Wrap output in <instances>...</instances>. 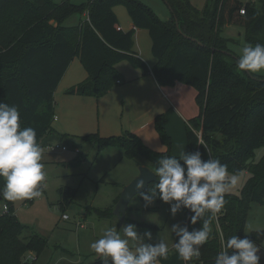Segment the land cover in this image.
<instances>
[{
	"label": "trees",
	"instance_id": "trees-1",
	"mask_svg": "<svg viewBox=\"0 0 264 264\" xmlns=\"http://www.w3.org/2000/svg\"><path fill=\"white\" fill-rule=\"evenodd\" d=\"M163 1L170 7L167 21L134 0H89L86 20L66 28L63 21L82 10L70 0L58 5L51 0H0V103L18 108L21 127L34 128L40 145L52 131L53 95L73 57L79 59L87 78L68 89L66 95H106L120 79L115 66L123 61L147 72L133 52V31L124 32L113 12L114 7L123 5L133 26L149 35L155 59L151 72L156 82L170 85L179 81L196 90L199 114L187 126L189 153L199 151L204 160L218 159L229 174L244 171L248 175L239 195L225 194L224 207L211 220L210 236L201 246L198 259L185 262L174 248L159 262L215 264L230 237H244L250 204L264 203V81L254 79L264 77L249 76L237 67L239 57L228 48L221 28L243 27L247 45L264 44V0H258L259 9L241 0H207L203 10L188 0ZM242 8L244 14L239 12ZM155 130L165 152L149 149L127 131L108 138L91 134L81 139L94 143L98 151L118 148L126 159L141 157L155 173L158 159L173 156L162 116L155 119ZM257 149L263 150L258 158ZM3 184L0 178V188ZM152 187L154 183L148 186ZM75 194V190L61 189L60 206L72 201ZM154 201L162 202L159 198ZM4 205L7 211L0 215V264H34L36 260L23 262L21 257L29 251L39 253L46 246L45 238L34 232L23 243L19 237L25 225L14 215L12 201L5 200ZM109 211L97 210V214L107 217ZM183 211L189 231L202 227V221L192 225V214ZM248 238L260 243L263 235L257 231ZM95 264L103 262L99 259Z\"/></svg>",
	"mask_w": 264,
	"mask_h": 264
},
{
	"label": "rangeland",
	"instance_id": "rangeland-1",
	"mask_svg": "<svg viewBox=\"0 0 264 264\" xmlns=\"http://www.w3.org/2000/svg\"><path fill=\"white\" fill-rule=\"evenodd\" d=\"M51 1L56 5L62 2V0ZM70 1L75 6H82V10L71 14L63 21L62 25L66 28L78 26L87 18L85 8L89 0ZM188 1L197 9H202L206 2V0ZM241 1L259 9L258 0ZM134 2L152 10L162 18L161 21H167L171 17L170 7L163 0H134ZM114 10L119 17L122 14L123 17L129 18L123 5L116 6ZM221 36L227 40L230 51L239 57L242 48L247 45L243 27L224 25L221 28ZM145 51L148 59L152 60L148 43ZM121 66L128 65L123 62ZM250 74L264 77V71ZM83 137L47 134L40 143L41 163L45 172V179L41 182V195L32 199L12 201L14 215L25 225L20 238L26 241L31 233L36 232L46 240V246L39 253L32 252L36 256L34 264H95L96 254L90 249V244L102 236L105 227H115L120 232L121 226L125 224H135L140 234L150 231L152 240L146 239V243H155L163 239L168 244V253H170L177 240L170 227L175 223L184 225V211L173 217L168 204L154 201L146 206L139 196H135L131 199L124 221L120 224L112 213L114 201L119 197L122 187L133 180L138 175L139 167L146 165L147 162L141 157L134 160L126 159L123 151L118 148H103L98 151L94 143L82 140ZM56 145L59 149H50ZM62 147H65V150H62ZM255 153L258 158L263 150L257 149ZM237 175L239 176L237 186L226 194H240L248 175L244 171ZM61 189L76 191L72 201L65 202L62 206L59 204ZM4 203L5 200H0V215ZM108 209L111 211L107 217L97 214V210ZM257 231L262 232L263 235L262 241L256 244L261 246L258 255L261 257L260 264H264V203L250 204L243 238L245 236L248 238L252 232Z\"/></svg>",
	"mask_w": 264,
	"mask_h": 264
},
{
	"label": "clouds",
	"instance_id": "clouds-1",
	"mask_svg": "<svg viewBox=\"0 0 264 264\" xmlns=\"http://www.w3.org/2000/svg\"><path fill=\"white\" fill-rule=\"evenodd\" d=\"M237 67L249 73L264 71V44L245 45ZM36 137L34 128L21 127L16 106L0 103V178L4 180L0 198L16 201L41 195L45 172L41 163L42 149ZM156 165L154 187L147 188L145 181L137 178L135 194L146 206L159 198L170 206L173 217L188 210L192 214V225L202 221V227L192 231L180 223L170 227L177 237L174 248L178 258L185 262L194 257L198 259L201 246L209 239L211 220L224 207L225 194L237 186L239 176L229 175L227 166L218 159H202L199 151H184L179 158L164 156ZM102 231V236L90 244V249L103 264H159L160 260L167 259L168 244L163 239L146 243V239L152 240V233L140 234L135 224L121 226L120 232L115 227H105ZM260 250L261 246L247 236L234 235L217 254L215 264H259Z\"/></svg>",
	"mask_w": 264,
	"mask_h": 264
},
{
	"label": "crops",
	"instance_id": "crops-1",
	"mask_svg": "<svg viewBox=\"0 0 264 264\" xmlns=\"http://www.w3.org/2000/svg\"><path fill=\"white\" fill-rule=\"evenodd\" d=\"M114 8L121 29L124 32L133 31V52L144 62L147 72L123 61L128 66H121L123 62L115 66L120 75L119 83L116 81V85L106 95L98 98L66 95L68 89L87 78V72L79 59L73 57L53 95L51 133L77 137L98 134L101 138H108L127 131L139 137L149 149L165 152L166 147L160 142L155 130V119L162 116L164 130L172 142L171 154L179 158L184 151L189 153L187 126L199 114L195 101L196 90L179 81L159 85L151 72L155 59L152 56V60H149L145 51L148 43L151 52L147 31L135 28L129 16L125 18L121 14L119 17ZM144 166L148 167V164ZM31 235L26 241L19 239L27 243Z\"/></svg>",
	"mask_w": 264,
	"mask_h": 264
},
{
	"label": "water",
	"instance_id": "water-1",
	"mask_svg": "<svg viewBox=\"0 0 264 264\" xmlns=\"http://www.w3.org/2000/svg\"><path fill=\"white\" fill-rule=\"evenodd\" d=\"M175 23L177 25V20H175ZM246 74L251 76V74L247 71H245ZM252 78H254L252 76ZM258 81H264V79H257ZM137 178H142L145 181V186L148 188V186L155 181L154 172L151 171L149 168L145 166H140L138 169V175L131 180L127 185L122 187V191L115 203L114 209H113V215L116 216L119 220V223L121 224L124 221L125 218V212L128 208V205L131 201V199L135 196H138L135 194V181ZM1 199V198H0ZM99 260L96 258V261Z\"/></svg>",
	"mask_w": 264,
	"mask_h": 264
},
{
	"label": "built area",
	"instance_id": "built-area-1",
	"mask_svg": "<svg viewBox=\"0 0 264 264\" xmlns=\"http://www.w3.org/2000/svg\"><path fill=\"white\" fill-rule=\"evenodd\" d=\"M240 14H244V9L242 8L240 11ZM117 83H119V81H117ZM47 149H49V147H47ZM52 150L54 149H59V146L56 145L54 148H50ZM62 150H65V147H62ZM7 211V207L4 205L3 207V212ZM66 218V216L64 217ZM36 260V256L33 255V253L31 252H26L23 256H22V261L23 262H34Z\"/></svg>",
	"mask_w": 264,
	"mask_h": 264
}]
</instances>
